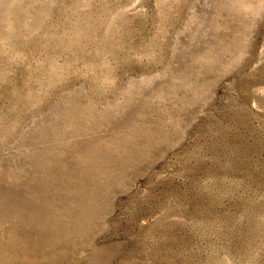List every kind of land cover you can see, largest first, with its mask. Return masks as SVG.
Here are the masks:
<instances>
[{"label":"rangeland","instance_id":"obj_1","mask_svg":"<svg viewBox=\"0 0 264 264\" xmlns=\"http://www.w3.org/2000/svg\"><path fill=\"white\" fill-rule=\"evenodd\" d=\"M0 264H264V0H0Z\"/></svg>","mask_w":264,"mask_h":264}]
</instances>
